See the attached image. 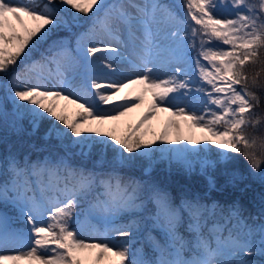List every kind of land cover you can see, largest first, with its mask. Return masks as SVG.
I'll use <instances>...</instances> for the list:
<instances>
[{
	"label": "snow or ice",
	"instance_id": "1",
	"mask_svg": "<svg viewBox=\"0 0 264 264\" xmlns=\"http://www.w3.org/2000/svg\"><path fill=\"white\" fill-rule=\"evenodd\" d=\"M77 14L89 23L74 42L47 43L78 25ZM261 71L264 0H0V119L10 100L33 133L52 121L45 139L63 150L0 160V206L18 211L24 225L0 211V264H264L250 258H264V213L244 217L234 203L225 214L199 197L176 203L156 184L122 174L141 160L146 174L155 161L203 171L227 164L229 153L259 172L264 159L248 130L264 122L254 111ZM142 106L121 134L105 130ZM11 127L22 130L16 120ZM93 155L91 169L74 162ZM143 219L162 235L148 232L151 255L132 247ZM85 229L103 240L81 239Z\"/></svg>",
	"mask_w": 264,
	"mask_h": 264
},
{
	"label": "trees",
	"instance_id": "2",
	"mask_svg": "<svg viewBox=\"0 0 264 264\" xmlns=\"http://www.w3.org/2000/svg\"><path fill=\"white\" fill-rule=\"evenodd\" d=\"M42 3L43 0H40ZM68 15V14H66ZM81 16V14H77ZM45 44L40 45L39 51H42L46 46ZM39 54L38 51H34L32 53V57H35ZM257 70H259L260 66H256ZM258 79V87L253 89L258 92L260 96V105L254 111L257 113L264 114V71H261ZM50 120H43L40 122L39 128L32 132L30 128L21 127L22 130L16 134L15 138H8L10 141H13V144L20 143L23 144L20 149H16V156H18L21 160L25 156H27L30 160H37L38 158L45 157V149L42 147L48 146V148L55 149V146L51 143V140H46L44 137L45 130L50 126ZM249 134L255 136L257 139V145L255 151L258 158L264 159V148L261 146V141L264 139V122L257 126V128H249ZM5 138L0 137V142L6 141L8 136H4ZM4 144V143H2ZM1 144V145H2ZM8 144V142H7ZM60 154H63V150L61 148L57 149ZM215 150L211 153V160H216ZM232 159L227 164L217 163L213 168L211 166L205 167L203 171L201 170V166L199 163L194 165V170L191 173L184 171L181 167L173 165L169 166L167 162L164 161H155L151 165V170L147 174L144 172V169L148 167L146 161H139L137 165L131 169H122V174L124 176H131L140 181H147L149 183L156 184L161 189L165 190L173 199L174 202L179 203V201L183 198L192 199L195 197H199L202 201L212 202L216 201L221 205L224 209L225 214H227L228 207L233 205L234 203H238L240 206V210L244 217H252V216H260L261 213H264V209L261 204H256L252 199L248 197L249 191L254 190L256 192L264 193V184L261 185L254 182L253 179H248L247 175V161L242 154L237 153H229ZM111 157V153L109 152V158ZM95 156L93 155L90 159H84L79 156L74 158V162L77 164H82L85 167L91 169L93 168ZM262 167H264V162H262ZM238 169L244 173V180H235V183H229L231 179L230 176L224 173V171ZM209 177L214 181L215 186L211 187L209 184ZM259 184V185H258ZM258 186V188H254ZM258 190V191H257ZM3 207V206H1ZM147 207L151 210L152 205H147ZM4 210L9 212H14V209L9 206H4ZM79 211V209H77ZM139 219V218H138ZM129 218L125 217L120 220L119 223H128ZM249 223H253L252 220L249 219ZM260 221H256L259 223ZM149 224L150 221L143 219L140 223V230L135 233V242L133 245L140 246L143 248L144 252L148 255L152 254V249H150L141 239L140 235H148L149 232ZM19 225V223H18ZM155 230V229H154ZM183 231V230H182ZM157 234V232H156ZM159 237L162 240L161 232H159ZM255 260H264V258L258 257H250Z\"/></svg>",
	"mask_w": 264,
	"mask_h": 264
},
{
	"label": "rangeland",
	"instance_id": "3",
	"mask_svg": "<svg viewBox=\"0 0 264 264\" xmlns=\"http://www.w3.org/2000/svg\"><path fill=\"white\" fill-rule=\"evenodd\" d=\"M165 2H169L170 4H174V5H179V4L182 3V0H165ZM177 11L181 12V9L178 8ZM88 23H89L88 18H86V19H84L82 21H79V24H78V27H77L78 30H79L78 32H77V28L74 31H72V30L69 31L67 29L65 30V29L61 28L60 30H58V31H56V32H54L52 34V36L50 37V39H49V41L47 43H50L52 39H57V38H60V37H67L70 41L74 42L75 34L84 31L88 27ZM47 43H46V47H47ZM36 58H38V57H36ZM2 95H3V92L0 91V96H2ZM61 103H63V102H61ZM104 107H108V106H104ZM68 110H69V113H71L72 111L75 110L74 106L69 105L68 106ZM143 111H144V106H142L141 108L135 110L133 113L129 114L128 117L122 118L121 121L114 122L113 124H110V125H106L105 126V130L114 128L117 131V134H121L123 132V130H124L125 125L133 123L140 116V114ZM158 117H159V122L162 123L163 120L166 117V114L160 113V114H158ZM14 120H16L17 125L19 127H22V128L26 127V128H30L32 130V126L29 123L27 118H25L23 120H17L16 116L14 115V109L12 107L11 101L9 100L7 102V111L4 112L3 118L0 119V137L2 136V138H5L4 136H8L6 141H4V142L1 141L0 142V160H3L4 157L8 156L10 153L16 155V149L17 150L20 149L22 147V145H23V144L18 143L15 146L13 144L14 140L10 141L8 139L9 137L10 138H15L16 134L19 133V131H17L16 129L11 127V124H12V122ZM51 123H52V121H51ZM45 132H46V130H45ZM202 135L203 134H201L199 132L196 133L197 137H201L202 138ZM46 140H51V143L55 146V149L54 148L50 149V148H48V146L42 147V149H45V155L44 156L51 155V156L55 157L56 154H58V153L60 154V152L57 150V149L61 148L59 146L58 141L55 140V139H46ZM7 142H8V144H7ZM2 143H4V144H2ZM209 147H212V146L210 145ZM209 157H211V154H209ZM246 167H247L248 179H253L254 182L256 181L257 183L263 185L264 184V179H261V175H264V167H262V165H261L259 172H255V173L253 172V170L250 167V162L247 163ZM224 173L227 174L230 177H232V174L235 173L239 177V178H237V180H240V181L244 180L243 178H244V173L245 172H242L241 170L232 169V170L224 171ZM254 188L260 189L258 186H255ZM262 192L254 193V190L249 191L248 192L249 193L248 197L250 199H252L254 202H256L257 205L261 204L262 208L264 209V193H262ZM0 211H2L5 214H7V212L4 211L3 209H0ZM7 215H9L14 221H16V222L19 221V213H18V211H16V213H14V214L13 213H9ZM21 224L20 225H16V226L17 227H24V225L23 224L21 225ZM151 235L153 237H155L157 240H160L156 235H154V234H151ZM80 238L84 239L86 241H96V242H99V241L103 240V236L96 235V234L90 232L88 229H85L81 233ZM116 239L120 240L122 238L117 237ZM144 243H146L148 246H150V243H149L147 238H146V241ZM132 247H133V250H135L136 248H141L138 245L137 246L132 245ZM149 248L151 249V246Z\"/></svg>",
	"mask_w": 264,
	"mask_h": 264
}]
</instances>
